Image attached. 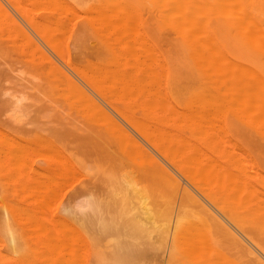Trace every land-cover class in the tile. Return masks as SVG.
Masks as SVG:
<instances>
[{"label": "rangeland", "instance_id": "1", "mask_svg": "<svg viewBox=\"0 0 264 264\" xmlns=\"http://www.w3.org/2000/svg\"><path fill=\"white\" fill-rule=\"evenodd\" d=\"M0 1L3 3L2 5L4 8L7 9V12L0 10V264H118L116 262L118 260L116 255L125 254L128 250L135 251L136 254L132 259H128V262H122V264H199L200 260L204 257L202 256L201 259L195 257L197 256V249H195V251L189 249V251H191V253H189L193 255L192 259L188 257L189 255L187 256L184 254L186 253L184 250L186 251L188 249L187 247L190 246V242L188 241L187 243L189 244L186 249L183 248L185 244L181 247L184 249L180 251L183 255H177L180 252L174 246L172 239V230H174V226L170 224H166L164 227L160 226L161 224L163 225V220H158L160 217L157 219L155 215L151 216V214H148V209H146L147 204L151 205V199H146L141 191H133L129 184L121 179V177L123 178V176H126L128 178L127 175H130V178L133 177L132 179L138 183L139 190L145 184L148 185L149 182H152L151 179H143L145 177L142 175V170L146 169V164L148 163L146 161L148 158L144 156L145 152H143V147L145 146L152 154L154 153L160 158L163 157L161 159L166 161L169 166H171L170 162L173 159V161L180 162L184 160L187 155L186 159H188L192 153L194 154L195 149L192 152L195 146H193V143H202L205 134L201 133L200 135V133L191 130V127H189L190 120H186V118H188L186 117L188 115L186 113L187 111L189 113L194 99L200 95H198V93L205 92L206 96L207 93H209V89H211L210 93H212L208 95V98L209 96L211 98V101H208L209 105L215 100L216 102L221 100L217 99L216 96L219 95L218 98H221V95H223L222 99L224 100L225 98L224 102L226 109L223 107V100V103L221 101L219 103V105H222V107H220L225 109L223 112L219 110V107V109L215 111L211 109L212 105V108L214 107L213 109H215L217 104L208 105V107H210L208 117L211 116L210 113H213V111L215 113L219 111V115L213 113L211 117L214 119V117L218 115L216 119L219 117L222 123H217L221 125L224 124L222 125L223 127H221L215 122V125H211L214 126V128H210L211 130L213 129V131H210L208 128L210 133L208 134V148L203 144L205 146L203 150H207L208 156L210 158L212 157L211 160H218L216 163H213L216 164V167L223 165L222 168L223 170L225 169L223 174L224 178L227 175L229 177L225 179H227V181L229 178L230 179L228 184L227 181H223L222 183L223 176H220L222 173L218 171L221 167L215 169L214 166L212 167L215 170L214 172H220V174L218 173L221 177V182H218L220 187H217L218 183H215L220 181V178L219 180L216 179L214 182V179L211 180L208 177V181L210 180L215 183V185H212L213 183H210L211 185L208 184V188L212 186L211 189L217 190L224 185L221 189H223L230 198L231 196L229 193H232V196H234V198H231L232 200L227 197L226 206L229 208L227 209V213L229 215L233 214V216L243 215L242 218L238 216L241 220H252V209L257 206H264V200H262L264 199V103L262 104L260 102L264 100V0H241L242 5L239 2L240 0H235V3L232 2V0V3H230V0H228L231 5H234V7H232L235 10L231 9L232 11L230 10L232 7H230L229 3L227 4V0H219L220 2L218 0H208V2H211L210 4L208 3L210 5L208 6V28L211 32L209 31L210 35L208 34L207 40L209 39L208 37L211 36V33H213L215 41H212L213 44L208 43V46H210H206L207 48H199V46L191 45L186 40V36L182 34L183 32L180 33L179 30H177L174 22H172L171 19V21L166 19L169 16L165 17V15H163L162 7L159 6L161 5L159 4L160 0L159 2L158 0H123V2L119 0L121 3L128 2L131 4L129 5L127 3L126 5H129L132 9L129 8V10L133 12H131L132 14L135 12L138 13V15L135 14V16L137 15L138 17L135 18L134 16L135 19H133V21L137 19L138 23L133 22L135 25L132 26V32L131 30L125 31L127 28L123 29L124 27L122 26L123 24L127 27L128 24L130 25V22L125 24L127 22H125V18H128L127 16H122L123 19L120 17V14L123 15L121 10L124 7L120 6L122 9L120 8V11H118L116 15L112 14L113 12L110 13V10L116 7L115 3H113L114 6L111 2L113 0ZM106 1H110L112 5L109 4L110 2L108 4L110 7H113L110 8L109 5L105 3ZM243 3L251 9V14H253L248 16L250 20L248 22L254 26L251 21H253V19L254 21L256 20V23H253H259L262 26L261 28L258 24L260 26V32L255 29V27H252L253 30H251V25L248 26L250 28H248L249 31L247 32V29H242V27H245L243 21L247 22L248 19L246 17L244 18L245 20L240 21L243 15L240 19L239 17L237 18L243 25L237 23L238 20L236 16L240 11L236 9L240 6L243 7ZM215 4H217V8H215L218 11L214 8ZM222 4L224 6H222ZM118 6L119 2L116 8H118ZM257 6L259 8H257ZM127 7L126 10H128ZM225 7L226 9H224ZM211 8L214 10L212 11ZM219 8L223 9L219 10ZM103 9L109 11L105 12ZM209 9L211 10L209 11ZM113 10L114 8L112 11ZM2 11H4L5 14L4 12L2 13ZM216 11L217 14L213 13ZM220 11L223 12L220 14ZM228 11H230L231 14ZM233 11H235V13L238 11V13H236L237 15H233L235 14ZM224 13H227V15H224ZM125 14L127 15V12ZM132 14H130L129 17ZM117 15L121 18L123 24L121 26L117 24L118 30H115V24L119 20V18L116 17ZM235 19L236 21H234ZM171 22L173 24L169 26ZM119 26L123 30H120ZM240 26H242L241 29L243 32L240 30ZM255 30L260 33L258 38L261 35L263 43L256 38L257 34L255 37L251 36L253 35L252 31ZM113 31H116L117 34ZM177 31L179 33H177ZM113 33L115 35H113ZM247 33H249L251 39H248L249 35L247 36ZM132 35L135 36L133 37ZM145 37L149 41L144 40L146 39ZM251 40L253 41L251 42ZM209 41L211 42V40ZM258 41L261 42V44ZM131 42H135V49ZM146 42H149L151 44L149 47L153 48L150 49L151 53H149L152 54L153 50L155 55L153 54L154 56L152 57L158 61L155 60L156 62H153L154 60H151L152 64L150 63L151 65L149 64L150 66L148 67L155 66L154 68L151 67L152 69L146 66L148 65V61H150L148 60L150 57L147 51L149 47H147L148 49L146 48ZM212 45L213 47L214 45H218L221 50L220 53H224V55L222 53L223 57L226 56L228 59H232L231 63L228 61L229 64L232 65L233 61L237 64V66L234 65L236 67L234 71L237 72L236 74H238V76L242 72L241 79L243 84L240 85V90H242L243 87L246 88L244 91L239 92V87H236L238 89L237 92L234 91L236 89L234 86L238 85L236 83V78H238V76L234 75V73L230 75L229 67L227 66L229 65L227 64L228 59L226 61L224 60L225 63L222 61L223 59L221 60V58L218 57V60L223 62L220 65L224 64V68H222L221 71L224 72L226 70L225 73H219L220 70L217 65L213 67L214 73L211 71L216 58H211V61L214 59L213 63H211L208 58L214 55H211V52L214 51L213 49H218L216 46V48H212L211 50L210 47H212ZM201 48H203L204 52L200 51ZM197 49L199 51H197ZM207 50L209 52L211 50V52L208 53ZM198 52H202V55H198ZM216 52L219 51L217 50ZM203 53L204 57L205 55L207 56L205 59L199 57L203 56ZM144 55L148 57V59H145ZM222 55L220 54L218 56ZM213 57H215V55ZM204 60L209 61L206 62ZM218 60L217 62L219 63L220 61ZM141 61L147 64L144 66V64H141ZM161 61L164 63L162 65L166 66L164 69L161 65ZM205 62L208 67L204 64ZM208 63H210V65L212 64L211 68ZM57 66H59V68ZM138 66L140 67L139 69ZM237 67L239 70L241 68V72L238 73L239 70H237ZM113 70L119 75V78L122 75L123 77L124 75H126V77L130 75L131 79L136 81V77L140 75V78L146 79L145 81L150 79L149 81L153 82L150 84L152 89L154 88V93H152L150 88L153 96L148 94L146 89L144 90V86H147V89L150 86L149 81V86L146 85L147 83L145 81L141 83L144 88L140 87V85L138 86L146 91L144 92L142 90L141 92L139 89L138 95V88L136 91L135 88L137 86H134V88L133 85H136L135 83L140 84L141 81L134 82V84L131 81L132 90L134 89L131 92L130 89L124 88V86H127L126 84H129L127 82H130V80L127 79L130 77L126 79L127 82L124 80L125 77L122 79V81H125L122 87L123 82H121V78L119 79L118 76L116 77V74H114L115 78L113 76L114 72L112 73ZM163 71L165 72L162 73ZM234 71L232 70V72ZM243 71L248 74L252 73L256 80L254 77H247V79H250L252 82H249L250 80H245L246 77H243L245 75H250L243 73ZM110 74L111 76H109ZM146 74H149V77H146ZM156 74L158 76H156ZM252 74L250 77H252ZM213 75L215 78L216 76L219 77L220 75H224L223 77L225 78L221 76L222 80L218 77L215 80ZM257 77L260 79L259 83ZM228 78H230L229 80L232 81L234 86L232 84H226V82L230 83ZM116 79L121 83L118 80L116 81ZM73 80L75 84L72 83ZM238 81L240 84L241 80H239V78L237 82ZM155 82L160 84L157 85ZM248 82L249 84L251 83L250 85L252 87ZM70 83L73 85L71 86ZM74 85L75 87H73ZM130 85L131 84H129V86ZM228 85H230V87ZM246 86H250L249 89L251 88L253 93L256 92L255 94L249 95L251 98L246 97L248 100L244 97L252 92L251 89L249 90ZM76 89H80L82 94H79L80 92L76 91ZM82 89L88 92V94H84L86 92ZM156 89L165 90V94L169 96L165 98L171 100L170 103L175 105L179 111H184V113L183 111L182 113L186 115L183 117L182 122L184 121L186 123V121H188L187 126L184 122L181 124L182 122L180 120L178 121L179 118H176L177 115L173 118L172 115H175L176 112L170 115L167 110L165 115L164 110L167 108L169 109L170 106H166L163 99L164 94L163 97H160L161 95L159 96L158 92H156L157 94L155 93V91H158ZM213 91L215 95H213ZM93 93L95 96H93ZM234 93H237V95L234 96ZM202 94L204 93H201V97L204 96ZM84 95H91V97H85ZM239 95L240 98L244 96L243 98L245 101H240ZM149 96L154 97L155 100L152 101L151 99L153 98L150 99ZM211 96H214L215 100ZM146 97L149 98L152 103H147ZM157 97L161 99L159 100L160 102L162 101L165 103L162 104L163 106L165 105V109L162 110L164 114H162V111H158L159 101H157L158 104H155L157 103L155 102ZM233 98H239V101H237V99L233 100ZM212 99L214 100L213 102ZM236 101L237 103H235ZM145 102L148 108L145 104L143 105ZM256 102H258L259 107L258 104L255 105ZM94 103H96V106ZM97 105L102 106L100 107L101 111ZM245 106L246 109H244ZM104 109H109L108 116L110 113L112 119L110 116L109 117L111 120H108L109 117L107 118L103 115L104 113L102 110ZM254 111H258L257 114L253 113ZM100 112H102L103 117H101ZM245 112L248 114L246 115ZM178 113L180 112H177V114ZM183 115H180V118H182L181 116ZM213 115L215 116L213 117ZM169 116L175 121H172L173 119L169 120ZM116 119H119L118 123H120L121 126L119 125L117 127V123H113L114 121L112 120L116 121ZM139 121L140 124H138ZM211 121L212 120L208 121V124ZM134 122L136 124H134ZM144 122H146V126L144 127L143 125L142 127L141 125ZM139 125L141 126L140 129H145L152 135L150 137L147 133V136L151 139H153L152 137L154 136L156 138L158 137L157 135L160 131L159 127H163L161 129L163 131L171 129L169 130L170 132L174 131L173 134L171 133L173 139L174 137L175 139L177 138V134L178 137L182 138L180 144L187 138V142L184 141L182 145L184 150H180L182 147L180 145L181 147L178 151L177 145L175 144L177 149L174 148V153L178 151L179 153H177L179 155L170 153L173 150L169 151L167 149L168 145L166 144L165 138L166 135L169 137L170 133L166 135L165 133H163V135L159 134V137H161L160 140L167 146L164 147L167 159L170 154H173L171 157L172 159H164L166 154L155 150L156 147L154 143L150 142L147 136H143L139 132ZM151 126L155 128L152 131ZM218 128L219 131L214 130ZM121 129H125L132 138L130 139L127 137ZM222 133L223 136H221ZM220 136L224 139L221 140V138H219ZM172 138L170 137V139ZM168 140L169 138H167V142ZM228 141L230 143H228ZM120 142H122L123 145ZM216 142L221 143L217 144ZM172 143H174V140ZM119 144H121L120 147ZM187 144L189 146H187ZM172 145L173 144L170 146ZM232 145H234V147ZM188 147H191L190 151L187 150ZM232 147L237 148L231 151ZM169 149L171 148L169 147ZM181 151H186V153H188L185 154ZM130 153L132 154L129 155ZM132 155L133 157H131ZM214 160H209L208 164L215 162ZM219 161L220 163L217 164ZM143 164L146 166L144 167ZM173 169L175 170L174 167ZM226 169H228V171ZM225 171H227L228 174H225ZM230 171H233L231 174L236 173V176L233 174V176H231ZM214 172L212 177L215 175ZM257 173H259V175ZM217 175H215V178ZM230 176L235 177V180ZM185 180L187 181L186 178L184 181ZM189 182L188 180V184L186 183V185L183 183L184 186H189L191 184L189 187L193 188L194 185L192 186V183L189 184ZM224 182H226V184ZM232 182H234L235 185L232 184ZM118 183H123V185H119ZM243 184L245 190L242 187L243 191L241 194L240 191ZM110 185H113V187ZM236 186L240 189L238 187L236 188ZM253 187H256L258 191L255 195L251 193L252 191L250 193L248 192V189L251 188L250 190H253ZM119 190L122 191V193ZM253 192H255V190ZM125 193L129 196L128 202L126 201V206L130 210L128 214L123 215L119 212V207L116 205V202L119 204L121 194ZM236 196L238 199L235 198ZM257 196L261 198H257ZM105 206L110 207V213L107 214V216L112 218L115 217L116 220V223L108 228H103L101 223V218L104 215L103 208ZM248 208L251 209L250 214H248ZM236 210L239 211L235 212ZM240 211L242 214H239ZM130 219L132 220L131 222ZM155 221L156 223H154ZM141 226L143 228L146 227L147 234L142 235L140 233L137 227ZM133 228L134 230H132ZM136 229L137 232L135 231ZM162 230L167 232L166 236L163 235L164 232ZM83 243L85 246H83ZM165 243L167 247L164 246ZM201 244H199V246H202ZM203 245L208 246V242H204ZM163 246L165 247L164 249L162 248ZM127 247H129V249H127ZM177 250L178 253H176ZM169 253H171L172 256ZM206 256L208 257V255ZM207 257L205 259H207ZM196 258L197 261H199L198 263H196ZM204 262H202V264H205ZM119 264L121 263L119 262Z\"/></svg>", "mask_w": 264, "mask_h": 264}, {"label": "bare ground", "instance_id": "2", "mask_svg": "<svg viewBox=\"0 0 264 264\" xmlns=\"http://www.w3.org/2000/svg\"><path fill=\"white\" fill-rule=\"evenodd\" d=\"M105 1V0H104ZM111 1V0H110ZM109 1V2H110ZM114 1V0H113ZM111 1L112 2V4L113 3H115V5H116V7H117V4H118V2H119V6H118V8H116V7H113V6H111L110 7V5H112L111 4V2L109 3V2H105L107 5H109V7L110 8H114V10L112 11V9L110 10V13H112V14H114V15H116L117 14V12L118 11H120V6H122V7H124L122 10H124L125 11V13L127 12V15L124 13V11H122L121 10V12L123 13V15H121L120 14V17L122 18V16L124 17V15L125 16H127L128 18H129V21H128V18L126 19L125 18V24H127L128 22H130V25L128 24V27L126 26H124V24L122 23V20H121V18L120 17H118V15L116 16V17H118L119 18V20H118V22H116V26H115V30H118V26H117V24H119L120 26L122 25L123 27V29H125V28H127V29H125V31L126 30H131V32H132V30H133V27L132 26H134L135 24H133V22H135V23H138L137 22V19L135 20V21H133V19H135V18H137L138 16V13H136L135 11V13L134 14H132L133 12L132 11H130L129 10V8H130V6L129 5H131V4H129L127 1V3L129 4V5H126L127 3H121L120 1H122L123 2V0H116V1ZM219 1V0H218ZM223 1V0H222ZM228 1V0H227ZM235 0H232V2H234ZM239 1V0H238ZM237 1V2H238ZM158 2H159V0H158ZM217 2V1H216ZM220 2V1H219ZM218 2V3H219ZM231 2V0H230V3H232ZM240 3L242 2L241 0L239 1ZM104 3V2H103ZM109 3V4H108ZM117 3V4H116ZM211 3V2H208V0H160V2H159V4H161V5H159V6H161L162 7V12L164 13L163 15H165V17L166 16H169V17H167L166 19L167 20H172V22H174V25L176 26V28H177V30H179V32L180 33H182V34H184L185 36H186V40L191 44V45H196V46H199V48L200 47H204V48H207L206 46H208V43H210V44H213V42L215 41V39H214V35H213V33H211V36L210 37H208L209 39L207 40V36H208V34H209V31H210V29L208 28V6H210L209 4ZM221 3H223V2H221ZM229 3V1L227 2V4ZM229 3V5H230V7H234V5H231ZM235 3V2H234ZM239 3V4H240ZM3 3H1V1H0V10H4L5 12H7V9H5L4 8V6L2 5ZM99 4H100V2H99ZM122 4V5H121ZM106 5V6H107ZM114 5V4H113ZM114 5V6H115ZM124 5H126V6H124ZM226 5V4H225ZM236 5H237V3H236ZM241 5H242V3H241ZM254 5V4H253ZM3 6V7H2ZM99 6V5H98ZM128 6V7H127ZM217 6V4H215V6H214V8ZM221 6V5H220ZM222 6H224L223 4H222ZM126 7H127V9L129 10V12H128V10H126ZM132 7H133V5H132ZM161 7H160V9H161ZM211 7H212V5H211ZM219 7V6H218ZM229 7V8H230ZM230 8V10L231 9H233V10H235L234 8ZM237 7V6H236ZM240 7H241V10H240ZM240 7H237L238 9H236V10H238V11H240V13H238V11H236V13H238V15L235 13V11H233L235 14H233V15H237L236 16V19L239 17V19H240V17L242 18V20L240 19V21H243V20H245L244 18H248L247 19V22L246 21H243V23H244V26L245 27H242V26H240V30H242V29H244V30H246V32L247 31H249L248 30V28H250V27H248V26H250L251 24H250V22H248V21H250L249 20V17L248 16H250V15H253V14H251V9L248 7V6H246L244 3H243V7L242 6H240ZM108 8V7H107ZM159 8V7H158ZM213 8V7H212ZM211 8V9H212ZM217 8V7H216ZM215 8V9H216ZM257 8H259L258 6H257ZM118 9V10H117ZM131 9V8H130ZM133 9L135 10V8L133 7ZM211 9H209V11L211 10ZM223 8H219V10H222ZM224 9H226V7L224 8ZM228 9V8H227ZM99 10V9H98ZM116 10V11H115ZM132 10V9H131ZM214 9H212V11H213ZM217 10V9H216ZM4 11H2V13L4 12ZM101 11H102V9H101ZM103 11H105V9H103ZM109 11V10H108ZM108 11H105V12H108ZM136 11H137V9H136ZM211 11V12H212ZM218 11V10H217ZM217 11L216 12H213V13H215V14H217ZM224 11H226V10H224ZM232 11V10H231ZM1 12V11H0ZM5 12H4V14H5ZM99 12V11H98ZM132 12V13H131ZM210 12V13H211ZM223 11H220L219 13L221 14ZM227 12V11H226ZM230 14H231V12L230 11H228ZM264 12V11H263ZM132 14L130 17H129V15L130 14ZM161 13V12H160ZM212 13V14H213ZM218 13V14H219ZM259 13V12H258ZM8 14V13H7ZM6 14V15H7ZM104 14V13H103ZM109 14V13H108ZM135 14H137L136 16H135ZM5 15V16H6ZM162 15V14H161ZM162 15V16H163ZM224 15H227V13H224ZM229 15V14H228ZM4 16V17H5ZM134 16H135V18H134ZM8 17H9V15H8ZM7 17V18H8ZM113 17V16H112ZM115 17V16H114ZM115 17V18H116ZM210 17V16H209ZM252 17V16H251ZM251 17H250V19H251ZM10 18H11V16H10ZM123 19V18H122ZM236 19L234 20V21H236ZM253 19V18H252ZM120 20H121V23H120ZM132 20V21H131ZM140 20V19H139ZM170 20V21H171ZM238 20V19H237ZM239 21V20H238ZM237 21V23H240V21L238 22ZM123 22H124V20H123ZM167 22H169V21H167ZM171 22V24H169V26L171 25L172 26V23ZM253 22H255L256 23V20L254 21V19H253V21H251V23L254 25V26H252L251 25V30H253V28L255 27V29H257L258 31H259V28H260V26L258 25V24H254ZM240 24H242V23H240ZM249 24V25H248ZM162 25V24H161ZM237 25V24H236ZM243 25V24H242ZM113 26V27H114ZM119 26V29L120 30H123V29H121V27ZM237 26H239V25H237ZM135 27H137V26H135ZM134 27V28H135ZM241 27H242V29H241ZM247 27V28H246ZM253 27V28H252ZM117 28V29H116ZM130 28V29H129ZM132 28V29H131ZM175 28V29H176ZM261 28H262V26H261ZM114 29V28H113ZM140 29V28H139ZM175 29H174V31H175ZM112 30V29H111ZM135 30H137V29H135ZM257 30H255V31H252V33H253V35H251V36H253V37H255L256 36V34H257V39L259 40V41H262V43H263V39H262V37H261V35L259 36V38H258V35L260 34ZM127 31V32H128ZM114 32V31H113ZM116 32V31H115ZM114 32V33H115ZM136 32V31H135ZM139 32V31H138ZM137 32V33H138ZM176 32V31H175ZM174 32V33H175ZM178 31H177V33H179ZM211 32V31H210ZM242 32H243V30H242ZM245 32V33H246ZM255 32V33H254ZM113 33V35H115ZM173 33V34H174ZM262 33V32H261ZM116 34H117V32H116ZM124 34H125V32H124ZM145 34V33H144ZM251 34V33H250ZM136 35H138V34H136ZM142 35V34H141ZM210 35V34H209ZM247 36L249 35V33H247L246 34ZM120 36V35H119ZM119 36H118V38H119ZM124 36V35H123ZM133 36V35H132ZM135 36V35H134ZM133 36V37H134ZM144 36V35H143ZM250 35H249V37H248V39H251L250 37H251ZM252 37V39L255 41V39ZM129 38H131V37H129ZM138 38V37H137ZM140 38V37H139ZM138 38V39H139ZM143 38V37H142ZM146 38V37H145ZM120 39V38H119ZM141 39V38H140ZM180 39V38H179ZM247 39V40H248ZM256 39V40H257ZM262 39V40H261ZM144 40H147V38L146 39H144ZM209 40H211V42L209 41ZM253 40H251V42L253 41ZM131 41V40H130ZM143 41V40H142ZM147 41H149V40H147ZM250 41V40H249ZM258 41V42H259ZM138 42V41H137ZM217 42V41H216ZM133 45H132V44ZM130 44L133 46V48L134 47H136L135 46V42H131ZM260 44H261V42H259ZM145 44H147V46H146V48L147 47H149V46H151V44L149 43V42H146ZM144 44V45H145ZM175 44V43H174ZM214 44H216V43H214ZM253 44H254V42H253ZM256 44V43H255ZM259 44V45H260ZM121 45V44H120ZM119 45V46H120ZM123 45H124V43H123ZM143 45V46H144ZM210 46V45H209ZM208 46V47H209ZM216 46L218 47V45H214V47H213V45H212V47H210L211 48V50H212V48H216ZM128 47V46H127ZM257 47V46H256ZM145 48V49H146ZM198 48V47H197ZM209 48V49H210ZM258 48H260V47H258ZM132 49V48H131ZM135 49V48H134ZM134 49H132V50H134ZM138 49V48H137ZM148 49V48H147ZM150 49H153L152 47L150 48L149 47V50H147L148 51V53L151 51ZM196 50V49H195ZM211 50H210V52H211ZM214 51L213 52H211V55L212 54H214L215 55V57H209L208 59H210V62L211 63H213V61H214V59H215V64L213 63V65L214 66H212V69H211V71L213 72V67H216L215 65H217L218 67H219V73L220 72H222L221 70H222V68H224L223 66H224V64L223 65H220L221 63H223V62H221V60L222 61H226L227 59H228V57H223V55H224V53H223V55H222V53H220L221 52V50H220V48L218 47V51L219 52H216L217 50L216 49H213ZM216 50V51H215ZM141 51V50H140ZM139 51V52H140ZM146 51V52H147ZM197 51H199L198 49H197ZM200 51H202V52H204L203 51V48H201V50ZM208 51V50H207ZM145 52V53H146ZM202 52H198L199 54L198 55H200ZM209 51H208V53H210ZM216 52V53H215ZM117 53V52H116ZM131 53V52H130ZM137 53V52H136ZM151 53V52H150ZM149 53V57L151 58H149L148 59V57H145V55H144V57H145V59L147 58L148 60H150V61H148V65H146L147 66V68H149V69H152V68H154L153 66H151V67H148V66H150L151 64H152V61L153 62H156L157 60L156 59H154L152 56H154L155 55V53H154V51L152 50V54H150ZM208 53L206 52V54L208 55ZM218 53V54H217ZM43 54V53H42ZM154 54V55H153ZM217 54V55H216ZM222 55V56H218V55ZM122 55V54H121ZM160 55V54H159ZM202 55V54H201ZM135 57V56H134ZM137 57V56H136ZM199 57H202V59H205V57H207L206 55H205V57H204V53H203V56H199ZM204 57V58H203ZM218 57H220L221 58V60H218ZM138 58H139V56H138ZM211 58H214V59H212L213 61H211ZM219 58V59H220ZM132 59V58H131ZM143 59V58H142ZM144 59V60H145ZM207 59V58H206ZM129 60V59H128ZM143 60V61H144ZM152 60V61H151ZM156 60V61H155ZM200 60V59H199ZM217 60L218 61H220L219 63L217 62ZM232 59L231 58H229L228 60H227V64H229V62L231 63L232 61H231ZM234 60V59H233ZM51 61V60H50ZM139 61H140V59H139ZM143 61H141V64H144V66H145V64H147V63H144ZM204 61H206V62H208L209 60H204ZM203 61V62H204ZM224 61V62H225ZM229 61V62H228ZM53 63H56L55 61H52ZM158 62V61H157ZM160 62V61H159ZM202 62V61H201ZM206 62L204 63V64H206ZM132 63V62H131ZM151 63V64H150ZM226 63V62H225ZM233 63H234V61H233ZM232 63V65L231 64H229V65H227L228 67H229V73H230V75L231 74H233L234 73V75H237L238 76V74H236L237 72L236 71H234V69H236V67L234 66V65H236L237 66V64H233ZM135 64V63H134ZM140 64V63H139ZM138 64V65H139ZM150 64V65H149ZM162 64H164L162 61H161V65ZM203 64V65H204ZM133 65V64H132ZM208 65H210V63H208ZM212 65V64H211ZM211 65L209 66L210 68H211ZM232 67H231V66ZM55 66V65H54ZM134 66V65H133ZM135 66H136V64H135ZM205 66V65H204ZM206 66H207V64H206ZM233 66H234V68H233ZM56 67V66H55ZM58 68H59V66H57ZM137 67V66H136ZM135 67V68H136ZM162 67H163V69H164V67H166V66H163L162 65ZM198 67V66H197ZM201 67V66H200ZM208 67V66H207ZM207 67H206V69H207ZM61 68V67H60ZM140 67L138 66V69H139ZM221 68V69H220ZM231 68V69H230ZM146 69V68H145ZM148 69V70H149ZM167 69V68H166ZM199 69V68H198ZM216 69V68H215ZM214 69V70H215ZM101 70V69H100ZM202 70V69H201ZM204 70V69H203ZM216 70V71H217ZM225 70V69H224ZM223 70V71H224ZM232 70L234 71V72H232ZM237 70H239L238 69V67H237ZM253 70V69H252ZM107 71V70H106ZM115 70H113L112 71V73L114 72ZM142 71H143V69H142ZM208 71V70H207ZM209 71H210V69H209ZM226 71V70H225ZM225 71L224 72H222V73H225ZM155 72V71H154ZM165 71H163L162 73H164ZM239 72H241V68H240V70L238 71V73ZM129 73V72H128ZM131 73V72H130ZM151 73V72H150ZM149 73V74H150ZM202 73V72H201ZM208 73H210V72H208ZM214 73V72H213ZM221 73V74H222ZM243 73H245L244 71H243ZM97 74V73H96ZM103 74V73H102ZM114 74H116L115 72L113 73V76H114ZM149 74L146 76V77H149ZM151 74H153V73H151ZM155 74V73H154ZM166 74V73H165ZM212 74V73H211ZM210 74V75H211ZM216 74V73H215ZM227 74V73H226ZM225 74V75H226ZM245 74H248V73H245ZM245 74H243V75H245ZM252 74V73H251ZM251 74H248V75H250L251 76ZM107 75V74H106ZM121 75V74H120ZM132 75V74H131ZM138 75H139V73H138ZM137 75V76H138ZM208 75V74H207ZM66 76V75H65ZM108 76V75H107ZM109 76H111V74L109 75ZM116 77L118 76V78H119V75H115ZM114 76V77H115ZM133 76V75H132ZM144 76V77H145ZM152 76V75H151ZM156 76H158L157 74H156ZM166 76V75H165ZM195 76V75H194ZM209 76V75H208ZM221 76L222 75H220L219 77L218 76H216V78L218 77V78H220L221 79ZM224 76V75H223ZM222 76V78H225V77H223ZM240 76V77H239ZM239 76H238V78H239V80H241L240 81V84H239V81L237 82V80H238V78H236L237 80H236V83L239 85H237V86H234L233 84H232V81H230L229 79L230 78H228V80L230 81V83H227L226 82V84H232L235 88L236 87H239V92L241 91H244V89H246V88H243L242 87V90H240V88H241V86L240 85H242L243 83H242V79H241V76H242V72L239 74ZM250 76H244L243 78H245V80H250V79H247V77L248 78H253L254 76H253V74H252V77H250ZM257 76V75H256ZM115 77V78H116ZM125 77V78H124ZM124 77H123V75L120 77L121 78V82H123L122 83V87H123V84H125V81L127 82V80H130V82H127V83H129V84H131L130 86H129V84H126L127 86H124V88H128V89H130V91L132 92L133 90H132V83L134 84V82H138V81H141L140 82V84L139 83H135L136 85H133V87L134 86H137L135 89H136V91H137V88H138V95H139V89H140V91L142 92V88H144V90L146 89V91H148V94H151V96H153L152 95V93H154V88L152 89V87H151V83H153L152 81L150 82L149 80L150 79H147V81H145L146 79H143L142 77L140 78V75H139V77H136L137 79H136V81L134 80V79H131V77H130V75H128V77H130V78H128V77H126V75H124ZM154 77V76H153ZM211 77V76H210ZM213 77H214V75H213ZM259 77V76H258ZM258 77H257V79H258ZM108 78V77H107ZM112 78V77H111ZM119 78V79H120ZM124 78V80L122 81V79ZM128 78V79H127ZM155 78V77H154ZM215 78V77H214ZM216 78H215V80H216ZM66 79H67V77H66ZM110 79V78H109ZM127 79V80H126ZM141 79V80H140ZM143 79V80H142ZM210 79V78H209ZM254 79H255V77H254ZM112 81H115V80H113V79H111ZM111 80H110V82H111ZM118 79H116V81H117ZM134 80V81H133ZM159 80H161V79H159ZM159 80H157V81H159ZM222 80V79H221ZM244 80V79H243ZM253 80V79H252ZM256 80V79H255ZM259 81H258V83L260 82V79H258ZM119 81V80H118ZM131 81H132V83H131ZM143 81H145L147 84L146 85H148V81H149V87H148V89L146 88L147 86H144V87H142L143 86V84H141V83H143ZM209 81V80H208ZM212 81V80H211ZM120 82V81H119ZM120 82V83H121ZM161 82V81H160ZM249 82H252L251 80L249 81ZM249 82H248V84H249ZM73 84H75V82H74V80H73V82H72ZM156 83V82H155ZM73 84H71L70 83V85L72 86ZM157 84V83H156ZM160 84V83H159ZM159 84H157V85H159ZM235 84V83H234ZM251 84V83H250ZM249 84V85H250ZM77 85V84H76ZM112 85V84H111ZM120 85V84H119ZM140 85V87H142V88H139L138 86ZM164 85V84H163ZM230 85H228L229 87H230ZM244 85H245V83H244ZM253 85V84H252ZM81 86V85H80ZM251 86V85H250ZM249 86V87H250ZM73 87H75V85L73 86ZM116 87V86H115ZM121 87V86H120ZM161 87V86H160ZM220 87V86H219ZM247 87V86H246ZM249 87H247L248 89H249ZM252 87V86H251ZM258 87V86H257ZM78 88H81V87H78ZM117 88V87H116ZM150 88H151V91H152V93H151V91H150ZM205 88V87H204ZM203 88V89H204ZM234 88V89H235ZM128 89H126V90H128ZM164 89H165V87H164ZM233 89V90H234ZM237 89V88H236ZM234 90L235 92H237L238 91V89L237 90ZM247 89V90H248ZM251 89V88H250ZM249 89V90H250ZM83 90V89H82ZM89 90V89H88ZM120 90V89H119ZM122 90V89H121ZM125 90V89H124ZM143 90V91H144ZM156 90H158V91H155V93L156 92H158V94H159V96L160 97H163V94H164V97H163V99H164V102L166 103V106H170L169 107V109L167 108V109H165V105L163 106L162 104L164 103V102H160L159 100H161L160 98H158L157 97V99H156V101L155 102H157V101H159V104H158V102L157 103H155V104H158V111H162V110H164L165 111V115H166V112H167V110H168V113L170 114V115H172L173 113H175L176 112V114L175 115H172L173 116V118L176 116V118H179L178 119V121L180 120L181 122H182V119H183V117L186 115V114H188L186 117H188V118H186V120H190V126L189 127H191V130L192 131H194V132H198V133H200V135H201V133H204L205 134V137H203V142L202 143H200V144H195V143H193V146H191V147H193V150H192V152L194 151V149H195V151H194V154L192 153V155L191 156H189L188 157V159H186V157L188 156H186L185 157V159L184 160H182V161H180V162H176V161H173V160H171V166H173L174 168H175V170L173 169V167H171V166H169L168 165V163L166 162V161H163L161 158H163V157H159V156H157L156 154H152L151 152H149L145 147H143V152H145L144 153V156H146V158H148V160H146L147 162V166L145 165V164H143L144 165V167L146 166V169H144V170H142V175H143V177H145V178H143V179H145V180H148V179H151L152 180V182L150 183H148V185H144V186H142V188H140V190H139V188H138V183H136L135 182V180H133L132 178H130L131 176L130 175H127L128 176V178L126 177V176H123V178L121 177V179H123V180H125L128 184H129V186H130V188H132L133 189V191H135V192H138V191H141V193L146 197V199L147 198H150L151 199V201H150V203H151V205L149 204H147V208H146V206H145V208L146 209H148V214H151V216L152 215H155L156 217H157V219L158 220H160V219H162L163 220V225L161 224L160 226H162V227H164V225H168V224H170V225H173L174 226V230H172L173 231V234H172V239H173V244H174V246L179 250V252L181 251V249L182 250H184L183 248H185L186 249V247L188 246V244L189 243H187V241L188 242H190V246H188L187 248V250L185 251L184 250V252H186V253H184V254H186L188 257H191V259L193 258V255L192 254H190L191 253V251H195V249H197L196 250V253H197V256H195V257H197V258H199V259H201L202 258V256L204 257L203 259H201L200 260V262L199 261H197V258H196V263H198L199 262V264L201 263L202 264V262H204V260H205V264L207 263V264H264V206H257L256 208H253L252 209V213L250 212L251 211V209L250 208H248L249 209V212H248V210H247V212H248V214H252V220H250V221H246V220H241L240 218H242L243 217V215H234L233 216V212H232V210L230 209V211L232 212H230L232 215H229L228 213H227V209H229V208H227V206H226V201H227V197H229V195H227V193L223 190V189H221L222 187H224V185H222V187L220 188V189H211V187L210 188H208V184L209 185H211L212 183H213V181H208V179L210 178L211 180L212 179H214V182H215V180L217 179V180H219V178H220V181H217V182H215V183H218V182H221V177L220 176H223V178H222V183H223V181H227V179H225V178H228L229 176H225V178H224V170H223V165H220V167H221V169L220 170H218V171H220L222 174H220V172H218L217 170V174L219 173L220 174V176H219V174L217 175L214 171V168L216 169H218V168H220L219 166H215L216 164H213V163H216V161H218V160H214V159H212V160H214L215 162H211V163H209L208 164V161L210 160V161H212L211 160V158L208 156V152H207V150H203L204 148H205V146L204 145H206V147L208 148V138H209V135L208 134H210L209 133V131H208V128L210 129L211 127H213L214 128V126H211V125H215V122H216V124H219L221 127H223L222 125L224 124H220V123H217V122H221V119L219 118V117H217V119H216V116H218L219 114V111L217 112V113H215L214 111L217 109H219L221 112H223V110H225L226 109V107H225V102H224V100H225V98H224V100L222 99V97H223V95H221L220 93V95L222 96L221 98L219 97L218 98V96H216L217 97V99H221V100H217L218 102H216V100L214 99V96L212 97L213 99H212V102L213 103H210V105H209V100L211 101V98H210V96H209V98H208V95L210 94H212V93H210L211 91V89H209V93H207V95L205 96V92H201V93H204V94H202V95H204V96H200L201 95V93H198V97H196L195 99H194V102H193V105H192V107H191V109L189 110V113H188V111H187V113H186V111H185V113L186 114H184L183 115V113H184V111L183 110H180L179 111V109L178 108H176L175 107V105H173L172 103H170V101L171 100H169V99H167L169 96H167V94H165L166 92H165V90L164 91H162V89H156ZM206 90V89H205ZM247 90H245V91H247ZM249 90H248V92H249ZM76 91H79L80 93L79 94H82V92L80 91V89L78 90V89H76ZM84 91V90H83ZM129 91V90H128ZM146 91H144V92H146ZM149 91H150V93H149ZM207 91V90H206ZM84 92H86V91H84ZM123 92V91H122ZM143 92V93H144ZM160 92H162V93H160ZM219 92V91H218ZM228 92V91H227ZM247 92V93H248ZM251 92L252 93H250V94H247V96L245 95V97L243 96V95H241V96H243L244 98H251V96L249 97V95H251V94H255L256 92H254L253 93V90L251 89ZM84 94H88V92H86V93H84ZM91 94V93H90ZM131 94H133V93H131ZM146 94V93H145ZM147 94V95H148ZM157 94V93H156ZM229 94V93H228ZM239 94H243V93H239ZM134 95V94H133ZM132 95V96H133ZM142 95H144V94H142ZM213 95H215V92L213 91ZM225 95V94H224ZM235 95H237V93H234V96ZM85 96V95H84ZM83 96V97H84ZM87 96H90L91 97V95H87ZM87 96H85V97H87ZM93 96H95L94 95V93H93ZM92 96V97H93ZM107 96V95H106ZM137 96V95H136ZM140 96H141V93H140ZM151 96H149V98L151 99V98H153V99H151L152 101H154L155 99H154V97H151ZM167 96V98H165ZM229 96V95H228ZM233 96V95H232ZM131 97V96H130ZM243 97H241V98H243ZM253 97V96H252ZM89 98V97H88ZM149 98H147L146 97V101H147V103L148 102H151L150 100H149ZM156 98V97H155ZM239 98H240V95H239ZM238 98V99H239ZM240 98V101L242 100V101H245V99L243 98V99H241ZM246 98V99H247ZM91 99H94V98H91ZM90 99V100H91ZM237 99V98H236ZM236 99H234L233 98V100H236ZM237 99V101H239ZM259 99V98H258ZM257 99V100H258ZM263 99V98H262ZM95 100H97V99H95ZM149 100V101H148ZM168 100V101H167ZM222 100H223V102H224V104H223V107L225 108H221L222 107V105L220 104L219 105V103H220V101L222 102ZM248 100V99H247ZM256 100V101H257ZM237 101L235 102V103H237ZM250 101H251V99H250ZM92 102H93V100H92ZM95 102V101H94ZM96 102H98V101H96ZM222 102V103H223ZM262 104L264 103V100L263 101H260ZM99 103V102H98ZM97 103V104H98ZM146 102L145 103H143V105L145 104H147ZM152 103V102H151ZM154 103V102H153ZM161 103V104H160ZM164 103V104H165ZM170 103V104H169ZM232 103V102H231ZM233 103H234V101H233ZM240 103H243V102H240ZM249 103V102H248ZM96 103H94V105H95ZM172 104V105H171ZM212 104H217L215 107V109H213L212 108ZM253 104V103H252ZM258 104V102H256V104L255 105H257ZM208 105L209 106H211V109L212 110H214L213 111V113L214 114H218V115H213V117H214V119H212V114L213 113H210L211 114V116H209L208 117V111L210 112V107H208ZM248 105V104H247ZM246 105V106H247ZM250 105V104H249ZM96 106V105H95ZM104 106V105H103ZM161 106H163V107H161ZM174 106V107H173ZM221 106V107H220ZM240 106V105H239ZM246 106H245V108L244 109H246ZM261 106H263V105H261ZM97 107H99V109H100V107H102L101 105H97ZM115 107V106H114ZM146 107L148 108V106L146 105ZM160 107H161V109H160ZM172 107V108H171ZM219 107V108H218ZM255 107V106H254ZM258 107H259V104H258ZM105 108V107H104ZM108 108V107H107ZM171 108V109H170ZM263 108V107H262ZM103 109V108H102ZM173 109V110H172ZM209 109V110H208ZM255 109V108H254ZM256 109H257V106H256ZM109 110V109H108ZM108 110L107 109H104V110H102L103 111V115L105 116V117H111V114L109 113V116H108ZM150 110V109H149ZM153 110V109H152ZM242 110H243V108H242ZM99 111V110H98ZM100 111H101V109H100ZM105 111H107V112H105ZM122 111V110H121ZM170 111V112H169ZM174 111V112H173ZM182 111H183V113H182ZM244 111H246V110H244ZM113 112V111H112ZM177 112H180V113H178L177 114ZM257 112L258 111H254L253 113H256L257 114ZM101 113V117H103V115H102V112H100ZM107 114V116H106V114ZM118 113V112H117ZM172 113V114H171ZM240 113H242V112H240ZM246 113V112H245ZM262 113V112H261ZM144 114V113H143ZM161 114V113H160ZM162 114H164L163 113V111H162ZM248 113H246V115H247ZM255 114V115H256ZM145 115H146V113H145ZM180 115H183V116H181L182 118H180ZM124 116V115H123ZM163 116V115H162ZM161 116V117H162ZM221 116V115H220ZM100 117V118H101ZM110 117L108 118V120L110 119ZM126 117H127V115H126ZM129 117H131V116H129ZM156 117V116H155ZM163 117H165V116H163ZM170 117V116H169ZM113 118H115V117H113ZM123 118V117H122ZM154 118V117H153ZM173 118H168L169 120L170 119H173ZM175 118V119H176ZM211 118V119H210ZM251 118V117H250ZM258 118V117H257ZM263 118V117H262ZM111 119H112V117H111ZM110 119V120H111ZM128 119V118H127ZM131 119V118H130ZM129 119V120H130ZM134 119H136V118H134ZM133 119V120H134ZM138 119V118H137ZM159 119H160V115H159ZM162 119H166V118H162ZM167 119V120H168ZM208 119H210V120H212V121H214V122H209V124H208V121H210V120H208ZM216 119V120H215ZM225 119V118H224ZM103 120V119H102ZM119 120V119H118ZM118 120L116 119V121L115 120H112V121H114L113 123H117V127L120 125L121 126V124L120 123H118ZM139 120V119H138ZM150 120V119H149ZM156 120V119H155ZM157 120H158V118H157ZM177 120V119H176ZM185 120V121H186ZM264 120V119H263ZM106 121V120H105ZM122 121V120H121ZM172 121H175L174 119L172 120ZM130 122V121H129ZM133 122V121H132ZM136 122V121H135ZM134 122V124H136ZM142 122V121H141ZM180 122V123H181ZM184 122V121H183ZM183 122L181 123V124H183ZM187 122L188 121H186V126H187ZM256 122V121H255ZM138 123V122H137ZM212 123V124H211ZM222 123V122H221ZM237 123V122H236ZM108 124V123H107ZM138 124H140V121H139V123ZM168 124H169V122H168ZM238 124V123H237ZM114 125H116V124H114ZM143 125H144V127L146 126V122H144V123H142V127H143ZM135 126H137V125H135ZM140 125H139V128H138V130L140 129V127H141ZM153 126V125H152ZM151 126V127H152ZM155 126V125H154ZM185 126V125H184ZM208 126H210V127H208ZM220 126H217V127H220ZM116 127V126H115ZM151 127H150V129H151ZM157 127V126H156ZM119 128H122V127H119ZM129 128V127H128ZM147 128H149V127H147ZM163 128V127H162ZM161 127H159V129H160V131H159V134L161 135H163V133H165V135L166 134H169V137L166 135L165 136V138H166V144L168 145V150L170 151V150H173V151H171L170 153H174V148H176V145H177V150L179 151V149H180V147L183 145V143H184V141H186L187 142V138L185 139V140H183V142L180 144V142L182 141V138H180V137H178V134L176 135L177 136V138L175 139V137H174V139L172 138V136H171V133L173 134V132H170L169 130H171V129H167V128H164V129H167V131H163V130H161L162 129ZM153 129H155L154 127H152V129H151V131L153 130ZM224 129V128H223ZM244 129V128H243ZM123 132H124V134H126V136L127 137H129L130 139L132 138L131 137V135L129 134V133H127V131H125V129H121ZM214 130H218L219 131V128L218 129H214ZM261 130V129H260ZM119 131V130H118ZM187 131V130H186ZM210 131H213V129L211 130L210 129ZM139 132L143 135V136H147V133L149 134V132H147L145 129H140L139 130ZM167 132V133H166ZM190 132V131H189ZM215 133H218L217 131H214ZM214 133V134H215ZM225 133V132H224ZM123 134V133H122ZM159 134L157 135L158 137L156 138L155 136L154 137H152L153 139H151L150 137L152 136V135H150L149 134V136L150 137H148L147 136V138H148V140L150 141V142H153L154 143V145H155V147H156V149L155 150H157V152H162L163 154H166V151H165V148L164 147H167V146H165V144L160 140V138L161 137H159ZM213 134V135H214ZM180 136H182V135H180ZM214 136H216V135H214ZM219 136V135H218ZM221 136H223V133H222V135ZM221 136L219 137V138H221ZM170 137L174 140V143H172L173 142V140L172 139H170ZM182 137H184V136H182ZM124 138V137H123ZM128 138V139H129ZM167 138H169V140H168V142H167ZM219 138H218V141H219ZM163 139V138H162ZM213 139V138H212ZM211 139V140H212ZM215 139H216V137H215ZM224 138H221V140H223ZM227 139V138H226ZM146 140V139H145ZM154 140V141H153ZM190 140V139H189ZM231 140V139H230ZM122 141V140H121ZM124 141H125V139H124ZM133 141H135V140H133ZM149 141H147V142H149ZM171 143H170V142ZM217 141V140H216ZM142 142V141H141ZM186 142H185V144H186ZM189 142V141H188ZM120 143H122V142H120ZM217 144H219V143H221V142H216ZM227 143V142H226ZM228 143H230L229 141H228ZM171 144H173L172 146H170ZM176 144V145H175ZM190 144V143H189ZM204 144V145H203ZM224 144V143H223ZM233 144V143H232ZM122 145H123V143H122ZM174 145H175V147H174ZM181 145V146H180ZM228 145V144H227ZM231 145V144H230ZM229 145V146H230ZM236 145V144H235ZM121 146V144H119V147ZM150 146V145H149ZM186 146V145H185ZM187 146H189L188 144H187ZM220 146V145H219ZM233 147H234V145H232ZM148 147V146H147ZM169 147L171 148V149H169ZM173 147V148H172ZM191 147H188L187 148V150H189L190 151V148ZM222 147V146H221ZM232 147V150L231 151H233V149H235V148H237V147H235V148H233ZM149 148H151V147H149ZM148 148V149H149ZM186 148V147H185ZM130 149V148H129ZM133 149V148H132ZM152 149V148H151ZM175 149V150H176ZM222 149V148H221ZM167 150V151H168ZM180 150H184V147L182 146L181 147V149ZM153 151V150H152ZM177 151V152H178ZM202 151V152H201ZM204 151V152H203ZM222 151V150H221ZM230 151V152H231ZM132 152V151H131ZM177 152H175L174 154H178ZM182 153H185V154H187L186 153V151L185 152H183V151H181ZM181 152H180V156H181ZM213 152V151H212ZM132 153H134V152H132ZM132 153H130L129 155H131ZM136 153V152H135ZM190 153V152H189ZM240 153V152H239ZM244 153V152H243ZM159 154V153H158ZM161 154V153H160ZM198 154V155H197ZM135 155V154H134ZM172 155L173 154H170V156H169V158L168 159H172L171 157H172ZM175 155V156H176ZM179 155V154H178ZM190 155V154H189ZM231 155H233V154H231ZM236 155V154H235ZM249 155V154H248ZM161 156V155H160ZM166 156V157H165ZM164 157V159H167V154L165 155ZM175 156H174V158H175ZM180 156H178V157H180ZM131 157H133V155L131 156ZM236 158V157H235ZM240 158V157H239ZM145 159V158H144ZM167 159V160H168ZM245 159V158H244ZM247 159H248V157H247ZM234 160V159H233ZM241 160V159H240ZM246 160V159H245ZM251 160V159H250ZM247 161V160H246ZM169 162V161H168ZM220 163V161L217 163V164H219ZM126 164V163H125ZM213 164V165H212ZM248 164H249V162H248ZM127 165H128V163H127ZM142 165V166H143ZM243 165H245V164H243ZM141 166V167H142ZM215 166V167H214ZM212 167H214V168H212ZM209 168H210V170H209ZM251 168V167H250ZM211 169H213V170H211ZM237 169V168H236ZM227 171H228V169H226ZM242 170H243V168H242ZM246 170V169H245ZM254 170V169H253ZM212 171V172H211ZM223 171V172H222ZM227 171H225V174L227 173L228 174V172ZM240 171V170H239ZM250 171H252V170H250ZM137 172V171H136ZM213 172H214V174L215 175H217V177L215 178V175H214V177H212V175H213ZM231 172H233V171H230V175L231 176H233V175H235L236 173H232L231 174ZM245 172V171H244ZM248 172V171H247ZM210 173H212V174H210ZM250 173V172H249ZM253 173V172H252ZM261 173V172H260ZM210 174V175H209ZM255 174H256V171H255ZM258 175H259V173H257ZM212 178H211V177ZM219 176V177H218ZM230 176V177H231ZM236 176V175H235ZM252 176V175H251ZM209 177V178H208ZM142 178V177H141ZM186 178L187 179V181L189 180L190 182H189V184L190 183H192V186H193V188L192 187H189L188 185L187 186H184V184L183 183H185V181H184V179ZM233 180H235V177H231ZM225 179V180H224ZM230 179V178H229ZM229 179H228V181H229ZM232 179H231V181H232ZM242 180V179H241ZM240 180V181H241ZM258 180H260V179H258ZM138 181V180H137ZM143 181V180H142ZM187 181H186V183H187ZM228 181H227V184H228ZM239 181V180H238ZM123 182V181H122ZM145 182V181H144ZM148 182V181H147ZM236 182V181H235ZM245 182L247 183V181H246V179H245ZM119 183H120V181H119ZM118 183V184H119ZM186 183H185V185H186ZM211 183V184H210ZM215 183H213L212 185H215ZM221 183V184H222ZM225 184H226V182H224ZM245 183V184H246ZM188 184V183H187ZM232 184H234V182H232ZM119 185H123V183L122 184H119ZM126 185V184H125ZM220 184L218 183V185H217V187L219 186ZM235 185V184H234ZM233 185V186H234ZM111 186V185H110ZM229 186V185H228ZM244 186V184L241 186V191H240V193L243 191V189L245 190V188L243 187ZM107 187V186H106ZM111 187H113V185L111 186ZM195 187V188H194ZM220 187V186H219ZM230 187V186H229ZM238 186H236V188H237ZM242 187H243V189H242ZM248 187V186H247ZM122 188V187H121ZM231 188H232V186H231ZM239 188V187H238ZM254 188V187H253ZM225 189H227V188H225ZM240 189V188H239ZM251 189V188H250ZM250 189H248V192L250 193L251 191V193H254V195H255V193L256 192H258L257 191V188L255 187L253 190H250ZM259 189V188H258ZM110 190V189H109ZM109 190H108V193H109ZM112 190V189H111ZM116 190V189H115ZM246 190H247V188H246ZM255 190V192H253ZM120 191V190H119ZM121 193H122V191H120ZM132 192V191H131ZM238 192V191H237ZM236 193V192H235ZM239 193V192H238ZM264 193V192H263ZM230 194V196H231V198H234V196H232V193H229ZM234 194V193H233ZM242 194V193H241ZM261 194H262V192H261ZM111 195V194H110ZM235 195V194H234ZM239 196H240V194H239ZM250 196V195H249ZM263 196V195H262ZM245 197V196H244ZM243 197V198H244ZM230 198V197H229ZM230 198V199H231ZM235 198H237V196L235 197ZM257 198H261V197H258L257 196ZM119 199H121L120 200V202H119V204H117L118 202H116V205L119 207V212L121 213V214H123V215H125V214H128V212H129V210L130 209H128L127 208V206H126V201L128 202V200H129V196L125 193V194H121V198H119ZM238 199V198H237ZM253 199V198H252ZM232 200V199H231ZM262 200H264V199H262ZM262 200H260V201H262ZM237 201V200H236ZM243 201V200H242ZM251 201V200H250ZM259 201V202H260ZM159 202V203H158ZM252 202V201H251ZM258 202V203H259ZM230 204V203H229ZM260 204H261V202H260ZM259 204V205H260ZM264 204V203H263ZM98 205V204H97ZM99 206V205H98ZM149 206V207H148ZM239 206V205H238ZM233 209V208H232ZM138 210V209H137ZM103 211H104V215L102 216V226H103V228H108V227H111V226H113L114 225V223H116V220H115V217L114 218H112V217H109V216H107V214H109L110 213V207L109 206H105L104 208H103ZM234 211V210H233ZM239 210H236L235 212H238ZM246 211V210H245ZM136 213V212H135ZM153 213V214H152ZM245 213V212H244ZM95 214V213H94ZM131 214V213H130ZM145 214H146V212H145ZM236 214V213H235ZM239 214H242L241 213V211H240V213ZM150 216V215H149ZM248 216V215H247ZM238 217V218H237ZM249 217V216H248ZM245 218V217H244ZM156 219V220H157ZM132 220L130 219V222H131ZM162 222V221H161ZM154 223H156V221L154 222ZM158 223V222H157ZM137 225V224H136ZM156 226V225H155ZM171 227V226H170ZM139 228V231H140V233L142 234V235H144V234H147V229H146V227L145 228H143L142 226L141 227H137V229ZM137 229L135 230L136 232H137ZM132 230H134V228L132 229ZM134 231V232H135ZM164 233H163V235L164 236H166V233L167 232H165V230H162ZM171 238V237H170ZM171 240V239H170ZM170 240H167V241H170ZM82 242V241H81ZM204 242L205 243H207L208 242V246H205V245H203L204 244ZM170 243V242H169ZM202 243V244H201ZM171 244V243H170ZM170 244H169V246H170ZM184 244H185V247H183L184 246ZM199 244H201L202 246H199ZM83 246H85L84 245V243H83ZM127 246H129V245H127ZM132 246H133V244H132ZM164 246L165 247H167V244L165 243L164 244ZM162 247L163 249L165 248V247ZM168 246V247H169ZM199 246V247H198ZM131 247V246H130ZM134 247V246H133ZM181 247H183V248H181ZM201 247V248H200ZM127 249H129V247H127ZM189 249L191 250V251H189ZM155 250V249H154ZM166 250V249H165ZM169 250V249H168ZM168 250H167V252H168ZM178 250L176 251V253H178ZM187 251H188V253H187ZM74 252V251H73ZM119 253V252H118ZM172 253V252H171ZM171 253H169V254H171ZM182 253H183V251H182ZM200 253V254H199ZM73 254V253H72ZM135 254H136V252L135 251H130V250H128L125 254H121V255H116L117 257H118V260L116 261L118 264H119V262L122 264V262H128L129 260L128 259H132V257H134L135 256ZM172 254H174V253H172ZM172 254H171V256H172ZM183 255V254H181V252L180 253H178L177 255ZM191 255V256H190ZM206 255H208V257L206 256ZM158 256V255H157ZM199 256V257H198ZM207 257V259H205L206 257ZM237 256V257H236ZM116 257V258H117ZM158 258V257H157ZM178 258H180V257H178ZM134 259V258H133ZM119 261V262H118ZM135 262V261H134ZM195 262V261H194ZM137 264V263H136Z\"/></svg>", "mask_w": 264, "mask_h": 264}]
</instances>
